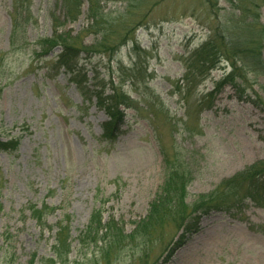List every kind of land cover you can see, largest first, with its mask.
I'll use <instances>...</instances> for the list:
<instances>
[{"label": "rangeland", "instance_id": "1", "mask_svg": "<svg viewBox=\"0 0 264 264\" xmlns=\"http://www.w3.org/2000/svg\"><path fill=\"white\" fill-rule=\"evenodd\" d=\"M231 17L244 25L227 30ZM250 28L264 30V0H0V140L15 143L0 149V264H264V185L240 176L264 161V77L215 91L229 60L188 78L184 63L209 37L250 49ZM55 30L75 71L59 64V44L45 46ZM109 80L125 103L106 138L89 89L104 83L106 96ZM173 169L188 203L236 196L194 211L197 229L169 254L182 228L147 215ZM44 204L60 208L40 223L30 208ZM99 218L123 234L108 253L110 237L86 232Z\"/></svg>", "mask_w": 264, "mask_h": 264}, {"label": "trees", "instance_id": "2", "mask_svg": "<svg viewBox=\"0 0 264 264\" xmlns=\"http://www.w3.org/2000/svg\"><path fill=\"white\" fill-rule=\"evenodd\" d=\"M93 11V5L90 4L91 16L95 15ZM246 12L247 10L244 13L245 17ZM15 14L16 12H13V22L16 20ZM239 19L242 20L241 18L235 17L236 21H234V17H231L230 19H227L228 21L223 23V27L232 32V25H236L237 28L244 25L243 20L240 22ZM258 20L259 19L257 14H253L249 22L254 25L256 23L255 21ZM258 23L261 24L260 22ZM18 24L19 23H15V26L17 28ZM56 28L57 27H55V29ZM250 29V32L253 34L254 39L257 40L256 43H252L253 47H251L250 49L243 50L240 48L241 50H239V48L232 42L231 39L222 41L219 44H217L214 37H209L207 40H205L200 47L193 50V52L184 59L185 67L187 68V72L185 74L186 78H188L189 74L193 73V71L195 70L199 73H203L204 71L212 68L215 64L217 65V63L222 58L230 61L231 69L227 74L223 76L220 81L215 82V91L220 88L223 83L227 82L232 83L233 85L236 84V78H239L241 82H244V76L247 75L246 72L251 71L258 74L259 76L264 77V53L262 54V48L264 47V30L255 28ZM55 32L56 30L51 37H49L48 39H44L46 48H51L59 44L62 49V51L59 53V64L63 65L70 72L75 71L77 69L76 65L70 64L73 56H69L75 48L71 44L64 41L63 37ZM256 34L257 36H255ZM77 73L79 72L77 71ZM77 81L79 82V80ZM108 82L110 84V92L106 96H103L102 94L104 91V83L95 84V88L91 90L89 89V93L96 97L99 107L102 108L109 117V119L103 123V134L106 138H111L113 137L114 132L113 130L110 132V128L117 125L116 121L119 122L121 120V115L119 114V111L117 109L118 105L124 104L125 102L123 100V94L119 91V89H116V86L113 85L111 80H109ZM98 87H100V89H98ZM261 88L264 91V82L261 85ZM209 94H211V92ZM13 143L14 142L12 139L5 141L0 140V149H6L9 146L13 147L15 144ZM259 173L263 175L262 178H260V176L258 175ZM240 176L244 178H254L255 180L258 179L257 184L262 187L264 185V161H259L255 164L250 165L241 173ZM231 180L234 179H230V183ZM187 182L188 178L184 172L180 173L174 169L170 171L168 170L163 184L160 186L155 195V198L151 201L148 209L147 216L152 224L162 222L165 218H168V220L170 219L169 221H171V223H173L175 226L177 225L179 228H182L177 239L169 247V254H171L177 246H180V244L184 242L188 233H191L192 231H195L197 229L195 216H192L194 211H200L199 213H207L216 208H222L225 204L228 205V203H230H225V201L229 199L233 200V198L236 196V191H232L226 193L223 196V198H226L225 200L218 199L217 197L220 194L217 191V194L209 195L206 198H203L204 195L200 194L195 200H193L191 203H188L185 200V187L187 185ZM228 185L230 184L228 183L227 186ZM255 192L258 193L257 190H255ZM255 192L253 191V196ZM58 208H60L59 205L49 206L44 204L43 208H35L34 206H32L30 208V212L32 214V217H34L41 223L42 221L44 222V217L48 212ZM100 213H102L100 208L94 210V214H98L99 216ZM189 217L192 218V220H187V218ZM60 222L61 223H59V229L57 230V239L54 243V246L59 241V237L62 231H67L68 228V225L63 224L62 220ZM100 222L101 218L95 221L92 220L88 225L86 232L90 233L92 230H94V233L97 234L99 231H101V237L97 239L95 238V242L100 241L101 239L107 241V238L109 239L110 237V240H108L107 244L105 245L106 249H104V252L108 253L109 250L111 251L114 250V248L116 249V243L113 238L119 236L122 237L123 234L121 229L117 230L118 228H116V226L115 229L113 226H110L109 223H103L102 225H100ZM132 233H134V231H132L131 234L129 233L128 236H131ZM82 240L83 239L81 238V241ZM91 242H93V239ZM3 243L4 240H1L0 244L2 245ZM58 250L59 249L57 247V250L54 249V252L56 255L58 254L60 256L61 252H59Z\"/></svg>", "mask_w": 264, "mask_h": 264}]
</instances>
